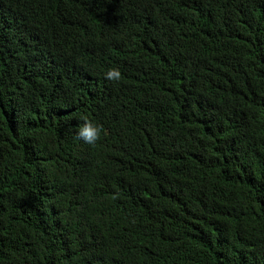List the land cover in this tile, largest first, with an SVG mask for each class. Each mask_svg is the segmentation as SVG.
Instances as JSON below:
<instances>
[{"label": "trees", "instance_id": "obj_1", "mask_svg": "<svg viewBox=\"0 0 264 264\" xmlns=\"http://www.w3.org/2000/svg\"><path fill=\"white\" fill-rule=\"evenodd\" d=\"M139 24H201L214 39L189 40L191 60L164 40L129 50L135 69L147 65L138 82L110 50ZM260 103L264 0H0V264H264ZM72 104V120L40 133L41 113ZM84 120L102 134L72 163L97 166L93 186L44 185L38 167L64 161L67 128ZM122 170L129 191L103 216L106 239L94 193Z\"/></svg>", "mask_w": 264, "mask_h": 264}, {"label": "clouds", "instance_id": "obj_2", "mask_svg": "<svg viewBox=\"0 0 264 264\" xmlns=\"http://www.w3.org/2000/svg\"><path fill=\"white\" fill-rule=\"evenodd\" d=\"M123 31L129 36L138 35V38H134L132 44H128L129 40L116 42L115 46L110 50V62L119 65L121 70L126 69L137 73L138 82L145 80L147 76V65H143V62L137 59L139 68L135 69L132 62L133 57L128 53L129 50L137 55V53H140L145 46L153 40H164L169 42L172 46L183 45L187 50V42L191 39H199L201 43H204L205 45L209 44L210 41L214 39L210 37L208 32L203 30L201 24L183 26L175 28L170 32H161L159 34L155 33L154 30L147 24L135 25ZM217 40L218 39L214 40V46ZM116 47L118 48L116 49ZM196 57L197 55H192L188 52L189 60ZM88 63L91 65L93 70L97 69V64L93 65L91 61ZM106 75L107 79L116 80L119 79L120 73L118 69H113ZM99 82V80L91 78L88 80L85 88L79 91L84 96L86 103L90 101L94 92L99 88ZM155 85L157 84L151 85L149 88L151 89ZM109 97L110 95L108 93L104 94L101 98V102L106 101ZM247 101L249 102L251 99H247ZM77 106L78 105L72 104L58 110L57 112L52 111L41 113L39 115L40 133L46 134L47 132H52L53 130L51 126L54 123L60 124L62 121L67 122L72 120L74 116L77 115V113L74 114V107ZM83 106L84 104L79 107ZM260 107L264 114V104L260 103ZM94 112L104 126H110L113 124V122L103 116L101 112ZM67 134L69 135V137H67L70 146L69 155L63 159L64 161L61 160V163L56 167L45 165L38 167V174L44 185H48L53 182L55 178H58L59 182L74 181L80 190L87 191L89 185H91V187L93 186L94 179L96 177L94 171L97 166L94 169H91L88 167L89 161L81 162L76 160L77 164L72 163L74 161V153H77L82 157L90 158L95 152L93 146L91 145H94L99 141L102 134V127L92 121L84 120V122H75L71 124L67 128ZM129 157L131 161H134L135 153L131 152ZM122 172L123 170L118 172L107 187L100 185L94 193V199L97 201L100 209L99 214L95 216L93 220L94 227L101 232L100 237H105L106 239L111 237L103 233V216L110 208V204L113 200L127 194L129 191V184L124 181ZM101 193L105 194V199L99 197Z\"/></svg>", "mask_w": 264, "mask_h": 264}]
</instances>
